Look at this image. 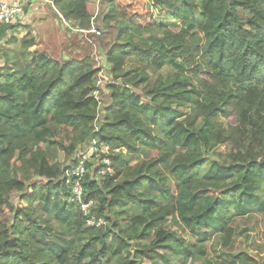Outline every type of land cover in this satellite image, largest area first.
<instances>
[{
    "label": "trees",
    "instance_id": "obj_1",
    "mask_svg": "<svg viewBox=\"0 0 264 264\" xmlns=\"http://www.w3.org/2000/svg\"><path fill=\"white\" fill-rule=\"evenodd\" d=\"M47 1L90 30L97 0ZM105 5L121 43L105 54L113 82L99 123L96 62L54 60L30 50V33L15 37L19 22L0 24V264H264L247 250L264 234V0ZM92 142L112 173L84 165V214L69 174ZM219 146L229 153L199 177ZM246 217L254 225L236 233ZM212 240L240 243L209 261Z\"/></svg>",
    "mask_w": 264,
    "mask_h": 264
},
{
    "label": "rangeland",
    "instance_id": "obj_2",
    "mask_svg": "<svg viewBox=\"0 0 264 264\" xmlns=\"http://www.w3.org/2000/svg\"><path fill=\"white\" fill-rule=\"evenodd\" d=\"M45 4V3H44ZM52 4V3H51ZM51 6V8L53 9L54 7H52V5L47 4ZM106 5H105V0H97L95 3V7H94V12H95V19L92 20L91 22V27L89 31H86L87 35L86 37H84L83 35L79 34L77 31V27L73 26L72 24H69L71 26V28L73 29H66L67 31V35H71L68 37V43H73L75 46H73V48L75 50H77V58L78 59H84L86 57H90L92 58L98 68L100 69V74H99V78L97 81V88L96 90L100 91V98H101V104H100V110H99V115H98V122L99 123L102 119H103V113H102V109L105 106V103L107 102V95H108V91L106 86L109 85L111 82H113V78H112V74L110 72L109 69V65L106 64L105 62V54L112 48V47H116L118 46L121 41H119L118 39V29L115 28L114 25L111 26H106L103 24V17L106 13ZM23 17V16H22ZM22 19V18H21ZM21 21V20H20ZM94 30L95 33H91V31ZM96 33H100V35L98 36ZM144 37H147L148 35H143ZM67 38V36H66ZM80 40V41H79ZM14 47V46H13ZM33 50V49H32ZM58 56V53H57ZM133 65V63H127L124 67L125 71H129L131 66ZM3 66V59L1 58L0 55V67ZM139 66V65H138ZM169 70H164L163 72H161L162 74H167L169 73ZM149 74H151V72H148ZM151 79L153 80L154 77L151 76ZM134 92L137 93L138 95H140L141 100L143 102H148L149 99L146 98L142 92V90L139 89H134ZM91 143H85V144H81L78 146L77 150L79 149H84L86 147H88ZM229 153V149L228 147L225 146H219L217 148H215L213 150L212 153H208L207 156V163L206 165L203 167L202 172L199 174V177L202 176V174H204V172L207 171L208 167L210 166V164L213 161H219V157L218 155H225ZM99 157H103V154H99ZM94 158V160H92V162L96 165L99 164V159L100 158ZM72 158H74V155L72 156ZM71 159V158H70ZM70 159H65V155L62 151L58 152V157L57 160L63 164L62 168L63 169H67ZM18 197H13L12 202L17 205L18 203ZM20 206H22V204H20ZM0 221L1 222H7L8 218H6V216H2L0 217ZM257 223L260 225V219L259 217L256 218ZM255 223V219H251L249 217L243 218V219H237V220H233L232 225L233 227H235V231L236 233H238L241 229L245 228V227H251L252 225H254ZM261 226V225H260ZM251 237L253 238L254 242H255V246H248L247 250L251 253H256L255 255L257 256H261L264 258V234L262 235L261 232H254L250 234ZM186 240H191V238L185 236ZM192 241V240H191ZM238 241H240V238L238 239ZM216 240H212L209 242V244H207V246H205L206 248L208 247V255L206 256V259H208L209 261H214L212 260L213 257L214 259L217 260V256H219V258L222 255V253H228L229 251L234 252L236 245L240 242H236L235 246L232 250L225 248L224 246H222L219 243H216ZM144 243V242H143ZM218 244V245H217ZM216 245L215 249H214V253H212V251L210 250L209 246H214ZM260 257V259H261ZM201 262V261H200ZM198 262V263H200Z\"/></svg>",
    "mask_w": 264,
    "mask_h": 264
},
{
    "label": "crops",
    "instance_id": "obj_3",
    "mask_svg": "<svg viewBox=\"0 0 264 264\" xmlns=\"http://www.w3.org/2000/svg\"><path fill=\"white\" fill-rule=\"evenodd\" d=\"M0 3L21 5L23 7V17L18 23L21 30L15 33V37L22 38L30 33L35 39V46L30 50L33 49L39 53L47 54L52 59L60 62L82 60L77 58L78 51L73 48L75 45L72 42H67L68 37L72 35H67L66 29L71 28L69 24L76 26V32L79 34L84 37L88 36L86 31L79 29L77 23L63 21L54 8L52 9L51 6L46 5L41 0H0ZM3 41L5 39L0 38V46H2ZM17 47V45L12 46L13 49H17Z\"/></svg>",
    "mask_w": 264,
    "mask_h": 264
},
{
    "label": "built area",
    "instance_id": "obj_4",
    "mask_svg": "<svg viewBox=\"0 0 264 264\" xmlns=\"http://www.w3.org/2000/svg\"><path fill=\"white\" fill-rule=\"evenodd\" d=\"M47 4H51V2L47 0H41ZM23 16V7L21 5H8L0 3V24L2 25H10L15 24L17 22H20L21 18ZM91 33H95L94 30L91 31ZM98 36L100 33H96ZM97 88V86H96ZM99 90H95L93 93V97L98 101L99 105L101 104V99L99 97ZM99 154H103V157H99ZM108 149L106 147H97L94 142H92L88 147L84 149H79L75 151L74 154V162L73 165L75 166V169L70 172V176H72L75 179V182L73 183V198L76 203L80 204L81 211L86 214L88 206L90 204H82L81 202V187L79 184V181L81 177L85 174L86 170L84 168V165L87 162H92L94 158H100L99 164H94V166H98L96 175L98 177H104L107 174L112 173L111 163L108 155ZM101 224V221L95 222L94 220L87 221V225L89 226H99Z\"/></svg>",
    "mask_w": 264,
    "mask_h": 264
}]
</instances>
